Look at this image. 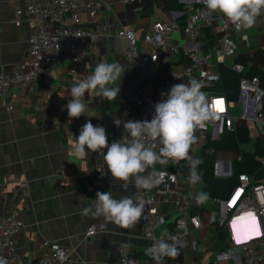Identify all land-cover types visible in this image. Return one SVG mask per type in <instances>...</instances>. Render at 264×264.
<instances>
[{"label": "crops", "instance_id": "obj_1", "mask_svg": "<svg viewBox=\"0 0 264 264\" xmlns=\"http://www.w3.org/2000/svg\"><path fill=\"white\" fill-rule=\"evenodd\" d=\"M106 1L112 9L100 11L96 19L85 11L81 13V24L97 28L100 32L94 51L87 50L81 54L82 69L73 73L71 57L64 55L46 68L42 81L15 84L8 99L0 97V217L14 212L24 220V226L16 236V247L19 258L27 264H32L47 249L46 241L59 242L68 247L71 250L69 264H116L123 251L142 257L149 241L141 218L131 228H120L92 213L84 214L85 208L95 210L94 199L98 191L111 192L116 199L122 196L134 198L137 188L129 185L124 189L122 182H115L101 155L87 149L85 158L70 155L69 142L79 136L81 127L89 120L94 126L105 127L109 143L121 140L123 125L117 128L113 119L120 117L127 121L140 118L139 113L131 108L129 100L131 82L138 70L125 58L128 41L117 34L118 30L132 28L139 45H143V36L151 31L154 21L176 19L185 23L192 7L188 11L167 10L164 0H142L127 5L118 0ZM27 2L0 0V72L21 68L24 63L32 25L25 16H22L19 26L15 21L16 9L24 8ZM180 2L189 5L192 0ZM212 32L214 35L220 34L218 25ZM187 38L184 32L175 33L168 44L172 41L182 43ZM236 44V53L227 58L228 65L224 66L238 77L239 72L230 65L239 57H249L264 71L263 23L244 29L237 36ZM167 48L160 51L162 64L171 60ZM188 61V56L184 54L176 56L174 60L176 65ZM101 62H119L124 66L121 81L109 85L119 86L120 93L112 102L96 97L94 92L85 93L87 108L84 114L78 119H70L65 105L71 99V87L86 79ZM233 100L236 128L245 127L251 138L248 149L255 148L257 139L264 146L262 126L252 120L240 119V107ZM9 104L13 107L10 108ZM197 145L191 147V156L199 157L201 146ZM238 156L239 153L234 150H218L216 159L233 162ZM188 176L189 172L183 170L185 211H179L168 203L159 204V210L167 220L163 229L171 227L180 213H192L197 208L195 214L203 220L195 233L197 246L190 242L184 257L200 259L202 264H246L243 256L227 253L230 232L227 229V237L221 238L217 233V223L210 222L213 198L198 205L194 196L200 192L201 180L192 186L188 183ZM21 180L27 181L26 187L20 185ZM91 225L97 228V233L88 236L86 232ZM261 249L264 251V245Z\"/></svg>", "mask_w": 264, "mask_h": 264}, {"label": "built area", "instance_id": "obj_2", "mask_svg": "<svg viewBox=\"0 0 264 264\" xmlns=\"http://www.w3.org/2000/svg\"><path fill=\"white\" fill-rule=\"evenodd\" d=\"M118 1L127 5L140 3L142 0ZM191 3L193 6L185 23L176 19L154 21L151 31L143 36L145 45H139L132 28L123 27L117 34L127 39L125 58L138 70L131 82L129 100L131 108L139 113V120H151L154 105L164 98L161 93H167L172 85L187 84L190 80L196 79L202 83L201 91L207 94L209 104L219 114V118L207 122L204 129H196L194 134L197 142H204L208 138L218 139L237 127L233 113L235 101L222 91L205 87L221 81L220 65H228L227 58L236 53L237 36L245 28H237L220 13L209 12L203 0H192ZM104 9H112L106 0H28L24 8H17L16 25L19 26L22 16H25L32 25V33L28 38L22 67L0 72V97L8 99L15 84L42 81L46 68L64 55L71 57L73 73L82 69L81 54L87 50L94 51L100 32L97 28L83 26L80 20L81 13L85 11L92 19H96L99 12ZM260 23L264 25V11L256 18L253 27ZM216 25L220 29V34L210 38L213 45L207 50L204 45L203 28L213 29ZM181 32L187 35L186 41L182 43L172 41L168 44L173 34ZM166 46L171 60L168 59L167 63L162 64L160 51ZM181 54L188 56L189 61L183 65H176L174 60ZM230 66L240 74L239 90L235 99L240 107L239 118L252 120L264 129V87L259 76L248 75L247 66L240 62L235 61ZM216 101L220 102L219 105L215 103ZM9 107L12 108L13 105L9 104ZM94 154L100 156L99 153ZM256 158L264 166V155H257ZM181 167V161L169 160L167 165L157 163L155 167L141 174L147 175L148 172L154 175L163 174L162 183L150 190L136 189L134 196V200L144 203L141 220L149 241L142 257L123 251L116 264H202L200 259L184 257L185 249L190 242L194 247L197 246L195 233L203 223L198 214L180 213L171 227L163 229L167 220L159 210L160 203H168L179 211H185L187 208L183 200ZM213 172L218 177L232 176V161L216 159ZM20 185L26 187L27 181L21 180ZM212 200L214 205L210 210V222L219 223L230 232L227 253L231 256L237 254L243 256L246 264H261L264 261V251L261 249L264 245V179L255 181L250 174L239 173L237 183L228 194L224 197H214ZM232 219L235 220L233 230L236 233L245 231L246 237L233 239L232 231L229 229ZM257 220L260 221L259 227L256 226ZM23 226L24 220L17 213L12 212L0 217V257L6 258L7 264H27L19 258L16 247V236ZM96 233L97 228L94 225L86 232L88 236ZM169 236L177 238L176 255L161 257L158 262L153 258L150 249L161 238L173 243L168 239ZM45 244L47 249L32 264H69L71 250L68 247L55 241H46Z\"/></svg>", "mask_w": 264, "mask_h": 264}, {"label": "clouds", "instance_id": "obj_3", "mask_svg": "<svg viewBox=\"0 0 264 264\" xmlns=\"http://www.w3.org/2000/svg\"><path fill=\"white\" fill-rule=\"evenodd\" d=\"M206 9L211 13H220L237 28H251L256 18L264 11V0H203ZM74 71V70H73ZM125 68L119 62L99 63L86 79L74 84L70 90L71 99L65 105L68 117L78 119L84 114L87 105L84 102L85 93H95L96 97L112 102L120 93V87H109L121 81ZM175 78H178L175 76ZM203 85L196 79L187 84L172 85L164 97L154 105V115L151 120H127L120 117L113 119L119 128L123 125V138L109 143L105 127L93 125L89 120L80 129L79 136L70 141L69 154L76 158L87 157V151L99 153L114 181L122 182L127 189L134 185L137 189H152L163 182V174L154 175L148 172L159 163L167 165L169 160L189 161L188 183L195 186L201 179L199 175V157L190 155V149L197 142L196 129H204L207 122L219 118V114L209 104L207 94L201 91ZM106 150L101 152L100 150ZM208 193L199 192L194 196L195 202L205 203ZM94 211L85 208L84 214L92 213L102 217L104 221L118 225L120 228H131L141 218L144 203L136 201L132 196L113 197L111 192H96ZM256 226H260L257 220ZM235 220L229 223L233 239L246 237L245 231L236 233ZM159 239L150 249L158 262L161 257L176 255L175 236ZM250 240V239H249ZM246 240V241H249ZM245 241V242H246ZM0 264H7L0 257Z\"/></svg>", "mask_w": 264, "mask_h": 264}, {"label": "trees", "instance_id": "obj_4", "mask_svg": "<svg viewBox=\"0 0 264 264\" xmlns=\"http://www.w3.org/2000/svg\"><path fill=\"white\" fill-rule=\"evenodd\" d=\"M164 5L167 10H187L189 5L180 2V0H164ZM184 16V15H183ZM203 39L205 40V48L208 50L212 46V37L214 34L211 27L203 28ZM237 62L247 66L248 75L259 76L261 84L264 87V71L259 67L258 63L249 57H239ZM221 81L215 85L205 87L206 89L218 90L224 92L230 99H236L239 90V76H235L234 72L224 65H220ZM251 138L245 127L236 128L234 131L226 132L218 139L208 138L200 147L199 158L201 164L198 171L201 177L200 192L208 193L209 201L214 197H224L237 183L239 173L246 172L250 174L255 181L264 179V166L256 158L257 155H264V146L259 139L255 141V148L248 149V143ZM218 150H234L239 153V156L232 162L233 175L228 177H218L214 175L213 165L216 160ZM182 170L190 171L189 161L181 160ZM206 201V202H207ZM205 202V203H206ZM204 204V203H203ZM200 208V207H199ZM195 208L192 213H195ZM217 233L219 237L225 238L228 235L227 227L217 223Z\"/></svg>", "mask_w": 264, "mask_h": 264}, {"label": "rangeland", "instance_id": "obj_5", "mask_svg": "<svg viewBox=\"0 0 264 264\" xmlns=\"http://www.w3.org/2000/svg\"><path fill=\"white\" fill-rule=\"evenodd\" d=\"M190 6L192 7V6H193V4H192V3H189V7H190ZM202 137H203V136H202ZM201 145H202V142H199L197 146H199V147H200ZM251 149H253V147H251ZM199 186H200V184H199Z\"/></svg>", "mask_w": 264, "mask_h": 264}, {"label": "snow or ice", "instance_id": "obj_6", "mask_svg": "<svg viewBox=\"0 0 264 264\" xmlns=\"http://www.w3.org/2000/svg\"><path fill=\"white\" fill-rule=\"evenodd\" d=\"M215 103H216L217 105H219L220 102H219V101H216Z\"/></svg>", "mask_w": 264, "mask_h": 264}]
</instances>
